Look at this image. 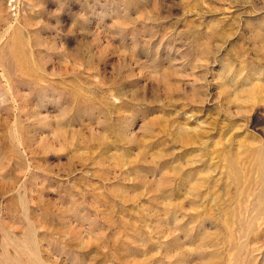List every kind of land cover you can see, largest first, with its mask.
I'll return each instance as SVG.
<instances>
[{"label": "rangeland", "instance_id": "1", "mask_svg": "<svg viewBox=\"0 0 264 264\" xmlns=\"http://www.w3.org/2000/svg\"><path fill=\"white\" fill-rule=\"evenodd\" d=\"M0 264H264V0H0Z\"/></svg>", "mask_w": 264, "mask_h": 264}]
</instances>
